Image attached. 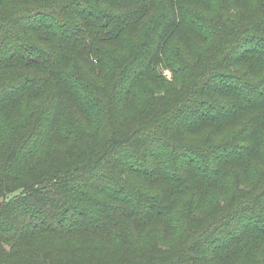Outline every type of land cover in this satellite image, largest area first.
<instances>
[{"label": "trees", "instance_id": "1", "mask_svg": "<svg viewBox=\"0 0 264 264\" xmlns=\"http://www.w3.org/2000/svg\"><path fill=\"white\" fill-rule=\"evenodd\" d=\"M101 195L163 232L123 238ZM263 243L264 0H0V264H264Z\"/></svg>", "mask_w": 264, "mask_h": 264}, {"label": "rangeland", "instance_id": "2", "mask_svg": "<svg viewBox=\"0 0 264 264\" xmlns=\"http://www.w3.org/2000/svg\"><path fill=\"white\" fill-rule=\"evenodd\" d=\"M143 31V30H142ZM193 38V39H192ZM188 40V42L191 44H197L198 43V39H196L195 37H192ZM118 51H120V49L117 46H111V47H106V53H107V59H108V65L109 68L115 66L116 64V60L118 57ZM96 63V62H95ZM162 73L163 76L166 80H171L173 79V73L170 69H162ZM27 104V103H26ZM68 118H70V120L73 123H82V117L79 114V112H72L70 111V114L67 116ZM254 167L251 170L252 172L254 171ZM251 173V172H250ZM138 187H140L142 190V192H144V196H146L147 199V195L148 194H154V195H162L164 196L165 194L163 193V189H161L163 187V185H166V182H162V184H157L155 186V190L147 188V185H144L142 182L139 183V181L137 180L136 183ZM161 189V190H159ZM217 191L212 192L209 201L211 200V198H213L212 196L216 193ZM190 197H192L191 192L187 193L186 195L182 196L181 202H180V207L183 208L185 206H187V204L190 201ZM101 200L104 201V204H98V205H105V207H114L117 209H120L123 213L125 211H128L126 213L125 217L126 218V222L124 223L121 232H122V237H133V238H138V236L140 238H142L141 240H149L151 239L153 236L158 235L160 233L163 232V228L164 225L163 224H150L147 228L142 229L145 225H146V216L147 213H142V211L147 207L148 202L147 201H143V203H141L140 205H136L134 204V202H128V203H120V202H116L113 201L111 199H109L106 195H101L100 196ZM98 198V199H100ZM97 200V199H96ZM91 204V201H90ZM97 204V203H94ZM93 206V205H92ZM94 207V206H93ZM95 208V207H94ZM104 208V207H103ZM99 209V208H98ZM123 215V214H122ZM129 217V219H128ZM138 219V221H129V220H136ZM181 219V215H176L175 218L173 219V222L175 220H177V223L179 222V220ZM149 222H151V220L149 219ZM165 224V223H164ZM159 236V235H158ZM87 242H90V245H97L99 248H104L105 244L99 240H95V239H90L87 240ZM264 244V243H263ZM262 245V244H261ZM262 249L264 248V245L261 247Z\"/></svg>", "mask_w": 264, "mask_h": 264}]
</instances>
